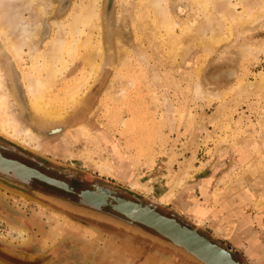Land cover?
Here are the masks:
<instances>
[{"label": "rangeland", "instance_id": "obj_1", "mask_svg": "<svg viewBox=\"0 0 264 264\" xmlns=\"http://www.w3.org/2000/svg\"><path fill=\"white\" fill-rule=\"evenodd\" d=\"M40 1L0 2L10 11L1 12L6 22L26 20L30 28L32 21L42 22L36 53L55 36L54 21L67 24L83 0H71L63 12L61 0H49L54 7L46 15L38 11ZM154 2L175 34L186 36L177 52L170 35L156 29ZM114 9L108 26L103 23L98 79L89 81V89L82 86L89 72L80 44L48 93L59 107L76 86L85 91L78 107L59 120L35 117L21 82L37 54L26 47L19 65L0 37L2 80L12 95L11 103L0 97V137L12 143L0 142V151L70 179L77 191L100 181L103 191L148 205L189 230L198 228L243 264H264V0H211L205 10L198 0H117ZM19 123L41 143L25 144L16 132ZM80 204L38 178L0 180V264H150L156 255L169 264H199ZM101 208L128 219L114 207ZM14 228L26 238L11 237ZM124 244L130 250L123 256L107 250Z\"/></svg>", "mask_w": 264, "mask_h": 264}, {"label": "bare ground", "instance_id": "obj_2", "mask_svg": "<svg viewBox=\"0 0 264 264\" xmlns=\"http://www.w3.org/2000/svg\"><path fill=\"white\" fill-rule=\"evenodd\" d=\"M34 1L35 0H28V3L26 5H28L29 2L33 3ZM210 1L211 0H198L199 4L203 6L204 10L208 8ZM0 2L1 3L3 2L2 4L5 3L4 0H0ZM70 2L71 0H61L60 5H61L62 12L65 11L70 6L69 4ZM1 3H0V9H1L0 11V37H2L4 40L5 49H8L7 51H10L13 58H15L19 62V63L17 62L19 65L21 64L20 62L23 58V54L25 52L26 47L29 48V51L27 52H34V54H37L35 55L34 66L31 68H27L28 70H23L22 75L20 77L21 82H23V84L25 85L27 94L29 95V99H30V103L32 106L34 116L37 118L40 117L41 121L42 119L44 121H47V120L53 121V120L61 119L65 114L68 113L69 110H72L78 107V105L81 103L82 96H83L81 95V93L82 91H84L82 90V86L86 89L88 87H91L92 82H89V81L93 80V82H95L98 79L101 72L103 71V64H104L103 63L104 62V50H103V37H102L104 33L103 23L106 25V27L108 26L110 18L115 10L114 8H116L117 0H83L80 7L71 15L70 17L71 19L67 23L69 29L66 28L67 24L64 21L63 22L54 21L53 25L58 28L56 29L57 32L54 33L55 36L53 37V39L51 37V39L49 40V44L46 46V49L44 48L45 50L43 52H37V53H36V51L38 50L37 46L40 40L39 31L41 30L42 22L40 20L32 21V25H31L32 27L30 28V26L26 24L27 21L25 20V19H28L29 17L26 18L25 16V19H24L25 21H23L25 24L21 23L20 21H17V18L16 20L15 19L12 20V22H9L10 20H8L9 22L8 23L6 21L9 18H7L6 14H4L6 15V17L4 16V19L1 17V12L3 10L2 8L5 7L4 5H1ZM39 3L41 4H39L40 10L38 11L42 15L48 14V11H49L48 9L51 7H54L50 4L49 0H41ZM153 4L155 5V2ZM156 5L155 7L157 8L155 11L158 16L157 18L158 24L156 26V29L160 33L162 30L163 31L165 30V32L170 35L171 50L173 52H177L179 49L184 47L185 45L184 41H185L186 36L183 37L182 35L175 34L174 24L167 18L165 12L159 6L160 4L158 6ZM1 6H4V7H1ZM149 6L150 5H148V7ZM29 7H27V9ZM146 8L147 7H145V9ZM11 10H14V9H11ZM4 12H8L6 11V8ZM19 14H22V13L20 12ZM144 19L145 21L146 20L148 21V18L146 19L144 17ZM29 22H31V19L28 21V23ZM84 34L86 36L84 39H82V36ZM80 44L86 49V52L84 53L86 66H84V69L85 67L88 68L89 75L86 74L87 76L86 78L84 77L83 80L85 81L83 82L81 87L77 88L76 86L74 94L70 97V99L67 98L68 101H66L65 103H61L59 107H54L52 103L49 102L50 96H48V93L53 88V86H55L56 82H58V80L61 79L66 74L69 68V65L72 62L73 57L75 56V53L77 52L78 46ZM3 49L1 48V50ZM41 57L43 58L42 64L39 61V58ZM2 75H3L2 69L0 68V89L2 90V92L1 91L0 92H1V95H3L0 97H3L7 99L6 101H8L12 95L10 94L9 87L5 85V83H3ZM261 77L262 79L260 82L264 83V74H262ZM16 80L17 78H14V81ZM8 103H11V100L10 102L8 101ZM15 105H17V103ZM13 117L14 118H11V119H16L15 116ZM16 132L18 135L20 134H22V136L24 135L21 140L25 144H29L32 142H37L38 144L41 143L42 139H40L38 135H36L33 131L30 130V128L24 126L22 123H19L16 129ZM38 144L36 147L37 149H38ZM5 167L12 169L14 171L12 172L15 174V176L18 177L17 179L21 181L24 179L23 176H30L32 174H38L58 184L67 186L63 181L47 177L46 175L42 174L40 171L28 166L27 164L22 163L19 160H14V159L4 156L3 153L0 151V168L6 169ZM6 171L11 173V170H6ZM20 174L23 176L21 177ZM182 181L183 180H181L180 183L184 182ZM83 196H84L83 197L84 203L83 205L80 204L82 205V207L83 206L86 208H89L90 206L94 208L102 207V205H104L105 203L112 201V203L113 202L115 203L114 205L115 207H118L119 209L124 211V212H121V211L120 212L124 214L125 217L128 218L126 220H130L132 219V217H135V218L140 219L141 221H144L146 223H149L159 228L162 232L174 238L175 241L185 244L188 249H191L192 251L195 250L201 256H203L204 258H207L209 262L212 263L216 261L215 257L213 258L212 256V251H216V252H219L220 256H222L224 259V260H221L222 261L221 264H237V263H234L233 260L229 256L224 254V252L221 251V249L218 246L214 245L210 240L200 235V232H197L194 229L189 230L185 228L178 219L164 215L148 205H142L141 203L135 200L134 202L132 200L129 201L127 199L117 197L115 196V194L111 192H100V191L98 192V191H91V190L86 189L83 191ZM16 229H15L14 235H12V233L10 234L11 237L16 238V239H20V237L26 238V237H23L22 230L19 231ZM18 236L20 237L18 238ZM22 240H25V239H22ZM126 249L130 250L127 244H124L121 250L114 248L112 246H110L107 250L110 254H112V256L118 257V255L123 256V253L124 251H126ZM149 261H152L150 264H169L168 262L164 261V259H162L161 257H158L157 255L152 256L151 260Z\"/></svg>", "mask_w": 264, "mask_h": 264}, {"label": "water", "instance_id": "obj_3", "mask_svg": "<svg viewBox=\"0 0 264 264\" xmlns=\"http://www.w3.org/2000/svg\"><path fill=\"white\" fill-rule=\"evenodd\" d=\"M0 142L1 143H5V141H7L8 139H6L4 136L0 137ZM5 144H11L12 146V143H5ZM6 168V167H5ZM6 170H11V173H9L8 171ZM13 170L12 169H9V168H6V169H3V168H0V180L4 181H8L10 183H16V184H20V183H28L31 181L32 178H38L40 180H44V181H47L49 183H52V184H55L59 187H62V188H65L67 189L68 187L67 186H63L61 184H58L44 176H41V175H38V174H32L30 176H23L21 175V177L23 176V180H18L17 176H15V174L12 172ZM110 191V190H109ZM108 191V192H109ZM111 192V191H110ZM83 194V193H82ZM84 207V206H83ZM89 207V206H88ZM114 208L118 211H121V212H124L122 211L121 209H119L118 207H115ZM88 211H91L92 213H94L95 215H98V218L99 219H104L105 221H108L109 223H113L114 225L116 226H119V227H123L124 229L128 230V231H131L135 234H141L143 236H146V237H150L151 239L153 240H156V241H159L163 244H166L168 245L169 247H172L175 251H179L180 253H182L184 256H186L187 258L199 263V264H221V260H224L222 256H220L219 252H216V251H212V256L213 258L215 257V262H209L207 260V258H204L203 256H201L199 253H197L195 250H191V249H188L187 246L185 244H182L178 241H175L174 238H172L170 235L168 234H165L164 232H162L159 228L149 224V223H146L144 221H141L140 219L138 218H135V217H132V219L130 220H126L124 218H120L118 216H115L113 214H110V213H106L103 211V209L101 207H89V208H86ZM130 216V215H129ZM143 222L142 224L146 225V226H149L153 229H155L156 231H158L162 236L168 238V240H165L163 238H160V237H157V236H154L148 232H146L145 230H143V228H141L138 224L136 223H141ZM194 230H196L197 232H200V230L198 228H192ZM199 230V231H198ZM200 235H202V233L200 232ZM203 237L207 238L208 240H210L214 245L218 246L221 251L224 252V254H226L227 256H229L234 263H237V264H243L241 261L237 260L236 259V254L230 250L228 247H225L221 244H219L218 242H216L214 239L210 238V237H207L205 236L204 234L202 235ZM218 253V254H217Z\"/></svg>", "mask_w": 264, "mask_h": 264}, {"label": "flooded vegetation", "instance_id": "obj_4", "mask_svg": "<svg viewBox=\"0 0 264 264\" xmlns=\"http://www.w3.org/2000/svg\"><path fill=\"white\" fill-rule=\"evenodd\" d=\"M3 155L4 156H6V157H8V158H11V159H14V160H19V161H21L20 159H17V158H13V157H11V156H8V155H6L5 153H3ZM22 163H24V164H27V163H25V162H23V161H21ZM28 166H30V167H32V168H35L36 170H38V171H40L42 174H44V175H46L47 177H50V178H52V179H57V180H60V181H63L66 185H67V189H65V188H62V187H60V188H58L59 186H57V185H55V184H52V183H49V182H47L48 184H52V185H54L55 186V189H57L60 193H62V194H66V195H69V196H72V197H75V199H76V201L77 202H82V203H84V196H83V191L84 190H91V191H100V192H106V191H103L102 189H99V187H103V185H104V183H102V182H100L99 181V183H97V182H91V183H89V185L88 186H86V187H83V188H80L78 191L76 190V186H75V184L73 183V182H71L70 181V179L68 180L67 178H61V177H58V176H54V175H51L50 173H46V172H44L41 168H39L38 166H33V165H30V164H27ZM81 180H83V179H81ZM83 181H85V180H83ZM86 182V181H85ZM57 186V187H56ZM62 188V189H61ZM64 189V190H63ZM94 189V190H93ZM74 193H76V196H74ZM116 196V195H115ZM117 197H120V196H117ZM120 198H123V197H120ZM124 199H127V198H124ZM127 200H129V199H127ZM129 201H131V200H129ZM133 201V200H132ZM80 202V203H81ZM135 202V201H134ZM114 205H115V203L113 202H107V203H105L104 205H102V206H104V207H114Z\"/></svg>", "mask_w": 264, "mask_h": 264}]
</instances>
